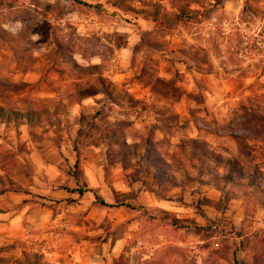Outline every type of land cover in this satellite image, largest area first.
Returning <instances> with one entry per match:
<instances>
[{"label":"clouds","instance_id":"1","mask_svg":"<svg viewBox=\"0 0 264 264\" xmlns=\"http://www.w3.org/2000/svg\"><path fill=\"white\" fill-rule=\"evenodd\" d=\"M0 264H264V0H0Z\"/></svg>","mask_w":264,"mask_h":264}]
</instances>
